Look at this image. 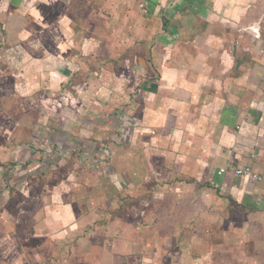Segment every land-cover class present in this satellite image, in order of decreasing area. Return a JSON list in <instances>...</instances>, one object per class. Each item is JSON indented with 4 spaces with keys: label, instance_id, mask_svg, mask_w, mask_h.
<instances>
[{
    "label": "crops",
    "instance_id": "0c3cea01",
    "mask_svg": "<svg viewBox=\"0 0 264 264\" xmlns=\"http://www.w3.org/2000/svg\"><path fill=\"white\" fill-rule=\"evenodd\" d=\"M32 10L38 78L0 74V221L19 223L25 240L56 224L71 235L73 209L60 201L84 172L183 258L199 260L210 226L223 229L208 237L215 253L216 241L232 244L226 213L264 230V0H0V50L12 44L8 20ZM227 165L262 180L220 173ZM126 221L117 257L141 242Z\"/></svg>",
    "mask_w": 264,
    "mask_h": 264
},
{
    "label": "rangeland",
    "instance_id": "374dc122",
    "mask_svg": "<svg viewBox=\"0 0 264 264\" xmlns=\"http://www.w3.org/2000/svg\"><path fill=\"white\" fill-rule=\"evenodd\" d=\"M15 15L18 16V20H8L13 33V36L8 38V42L12 43L11 47L9 46L6 51L5 48L0 50V74L10 78H38L37 71L29 65L31 63L36 65V58L39 56V51L36 48L41 46L38 38V32L41 28L40 19H37V12L33 10L28 14L27 17L29 18L26 17L25 20L20 18V15ZM6 22L0 13V44L7 43L4 31ZM21 28L25 30L22 38L16 35ZM38 43L40 45H37ZM84 102L86 101L84 100ZM108 170V168L102 167L101 172L97 169L95 172L99 171L103 174V172L108 173ZM96 176L84 172L76 173L75 180L78 184L72 194L70 193L71 197H64L60 201L63 205H71L73 209L72 216L75 218L77 228L72 227L74 231L71 235H68V227L59 223L60 225L56 224L50 229L51 233L48 236V228H42L45 229L42 232H46L44 239L36 240L30 237L29 240H25L21 238L19 223L15 221L10 225V222L4 224L3 221H0V264H264V230L257 232V223L250 225L247 221L248 224L246 225L244 222L246 219L256 221L255 219L246 216L241 217L239 212L226 213L227 221H233H231L233 223L232 231L229 232V236L226 235L225 231L222 234L226 239H230L232 244L224 243L222 240L221 242L216 241L219 246H215V253L208 237L216 236L218 231L221 232L223 229L210 226L211 228L209 227L205 231V242L202 249L200 248L201 253L199 255L196 256L195 247H185V249L194 250V256L198 257L199 260L193 259L195 257L183 258L181 254L178 255L180 251L178 243L173 245L179 249L173 246V252H171V249H168L170 248L168 242L164 240L155 241V237L158 236V227L144 228L140 219L145 218L146 213L144 215L140 212L136 205L135 208L133 207L134 209L127 208L126 201L120 205V198L113 193L110 185L106 184L103 178L100 179ZM82 177H85L89 182H84ZM37 188L41 191L47 190L46 187L39 185ZM135 191L132 193L124 192L122 195L125 196L124 198L129 197L131 201L138 196V192L136 195ZM154 194L155 192H152V198L156 195ZM40 196L45 197L46 194ZM100 203L106 208L102 212L97 210ZM159 212L156 206L152 204V219L162 218L163 216ZM230 215L234 217L229 218ZM262 215L264 216V213ZM55 217L58 218V215L55 214ZM207 217L208 214L205 215L206 221L209 219ZM124 220L128 221L126 224L137 222L134 226L135 231L132 228L133 231L130 230L126 236L131 240L137 235L141 242L135 244L137 253L134 252L133 245L130 243V250L126 253H120V257H117L118 252L121 251V248L125 249V246L122 242L114 243L113 241L122 236L123 227L121 226ZM224 228L226 231L228 230V227L224 226ZM51 236L53 240L49 239ZM212 237L211 239H214ZM108 250L113 254H110ZM138 254L143 259H139ZM126 255L127 258H125Z\"/></svg>",
    "mask_w": 264,
    "mask_h": 264
},
{
    "label": "built area",
    "instance_id": "2783aa9c",
    "mask_svg": "<svg viewBox=\"0 0 264 264\" xmlns=\"http://www.w3.org/2000/svg\"><path fill=\"white\" fill-rule=\"evenodd\" d=\"M220 173L222 174L229 173L235 177L249 179L253 183H257L262 180L261 176L253 172L249 166L237 168L232 165H227L224 168L220 169Z\"/></svg>",
    "mask_w": 264,
    "mask_h": 264
}]
</instances>
